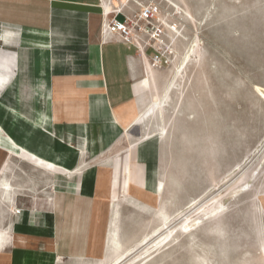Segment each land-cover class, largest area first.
Masks as SVG:
<instances>
[{"label": "crops", "instance_id": "crops-1", "mask_svg": "<svg viewBox=\"0 0 264 264\" xmlns=\"http://www.w3.org/2000/svg\"><path fill=\"white\" fill-rule=\"evenodd\" d=\"M107 22L100 0H0V264L98 261L114 201L154 175L143 179L123 144L140 126L151 61ZM259 151L239 178L251 174L264 218Z\"/></svg>", "mask_w": 264, "mask_h": 264}, {"label": "rangeland", "instance_id": "rangeland-1", "mask_svg": "<svg viewBox=\"0 0 264 264\" xmlns=\"http://www.w3.org/2000/svg\"><path fill=\"white\" fill-rule=\"evenodd\" d=\"M164 1L169 21L178 26L167 41L170 64L149 62L157 80L139 102L143 121L123 143L136 151L143 179L152 169L150 178L163 183L162 190L157 199L144 184L114 201L108 253L101 259L116 254L114 222L124 248L135 246L159 225L161 214L175 215L197 200L194 212L216 203L218 189L229 195L246 185L251 174L239 178L246 160L264 152V0ZM251 189L249 184L217 218L151 257L154 250L139 247L127 264H264L263 208ZM0 199L7 209L1 190Z\"/></svg>", "mask_w": 264, "mask_h": 264}, {"label": "built area", "instance_id": "built-area-1", "mask_svg": "<svg viewBox=\"0 0 264 264\" xmlns=\"http://www.w3.org/2000/svg\"><path fill=\"white\" fill-rule=\"evenodd\" d=\"M164 0H100L106 30L136 47L154 65H169L167 41L178 27L163 10ZM21 210H16L20 213Z\"/></svg>", "mask_w": 264, "mask_h": 264}, {"label": "bare ground", "instance_id": "bare-ground-1", "mask_svg": "<svg viewBox=\"0 0 264 264\" xmlns=\"http://www.w3.org/2000/svg\"><path fill=\"white\" fill-rule=\"evenodd\" d=\"M189 59H190V56L186 57V59L183 62V66L187 65V63L189 62ZM148 66L150 69L149 71L152 73L154 80H157V77L155 76V74L152 70V64L149 63ZM182 74H183V72H182ZM146 100H147V97H146ZM156 105H158V104H156ZM163 106H165V105H163ZM135 123H137V122H135ZM136 128H138V127L136 126ZM165 130H167V129L165 128ZM162 184L158 183V181L156 179H151V178L149 179V186L151 188L152 193H154L156 195L157 199L160 198V192L162 190ZM248 186H249V182L246 185H242V186L239 185L229 195L222 194V190L218 189L217 193H218V195H221V197L219 200H217L216 203H213L212 205L210 204V206H199L198 208L196 207L197 209L194 212L192 210H193V207L196 205L197 200H195L192 204H189L188 208H186L184 206L185 209H183V210L180 209V211L176 212L175 215H169V214H165V213L161 214L159 217V222H160L159 225L156 228H154V230L152 232H150L144 238L139 240V243H137L135 246H131L127 249L124 248V245L121 241L117 222H114L115 228H113V230H112L111 242L113 244V249H114V252H116V254L108 261V263H105L104 261H99L98 264H127V259H129L131 256H134L136 254L135 251L139 247H143L144 249L151 248L150 250H154V252L150 256H148V257H151L154 253L161 251L163 248L175 244L176 241L180 238L179 235H183V236L190 235L192 232H194L197 229L198 226H200L201 224H204L203 223L204 221L217 218L219 215H221L223 212H225L229 200L234 198L238 194H240ZM132 193H131V195H132ZM109 203H111V202H109ZM105 208H107V207H103L104 211L106 210ZM189 210H191V212L187 214V212ZM101 213L104 214L105 212H101ZM120 213L121 212H119V211L115 212L116 220L119 218ZM185 215H186V217H183ZM181 217H183L182 218L183 220L180 219Z\"/></svg>", "mask_w": 264, "mask_h": 264}]
</instances>
